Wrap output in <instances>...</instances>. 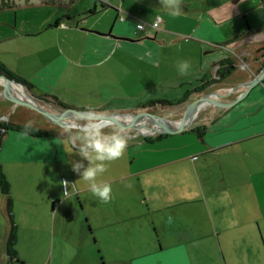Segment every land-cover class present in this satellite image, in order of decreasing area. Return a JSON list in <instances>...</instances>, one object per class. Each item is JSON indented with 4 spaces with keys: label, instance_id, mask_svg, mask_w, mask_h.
<instances>
[{
    "label": "crops",
    "instance_id": "1",
    "mask_svg": "<svg viewBox=\"0 0 264 264\" xmlns=\"http://www.w3.org/2000/svg\"><path fill=\"white\" fill-rule=\"evenodd\" d=\"M143 1L94 0V6L73 15L65 14L64 2L28 1L25 7L54 9H45L49 14L41 24L31 25L32 29L25 24L19 26L17 20L13 24L1 23L10 33L0 42H44L28 56L38 61L29 65L26 74L17 69L15 72L1 56L0 62L32 86L30 94L45 108L61 111L62 104L114 114L134 113L154 101L177 104L186 100L179 106L183 109L185 103L215 92L222 95L223 102H232L245 89L235 95L228 92L260 74L264 63L262 21L254 28L247 22L246 30L228 29L226 22L231 19L220 21L214 14L194 19L184 15L178 23L186 31L170 30L168 18L165 20L158 9L140 4ZM101 3L109 7L100 11ZM18 8L6 10L16 13ZM91 10L108 15L107 27L102 20L99 27L80 24L95 16L85 15ZM158 18L161 23L152 37L148 36L149 29H137L141 19L152 24ZM226 59L236 66L233 74L224 81L209 83L218 79L220 62ZM238 60L247 69L243 70ZM184 61L189 63L187 73L178 68ZM202 86L207 88L196 92ZM30 94L27 93L29 97ZM25 108L29 110L20 114L38 113ZM0 117H8L13 123L7 113ZM196 120L189 130L176 135L148 140L129 137L124 155L106 162V174L97 177L99 183L118 184L117 197L112 191L107 202L86 196L85 203L82 194L92 191L79 173L68 181L67 191L70 185L71 193L87 208L88 232L92 233V227L103 229L114 224L128 228V238L133 240L130 243L138 248L129 260L131 264H204L211 257L216 262L220 254L224 264H264V83L231 108L204 107ZM51 126L50 131L38 128L45 131L42 136L14 130L4 136L0 162L11 189L13 174L23 184L28 175L26 167H49L59 172L62 164L72 165L75 161L73 155H68L64 129ZM50 188L43 190V210L34 204L23 213L16 212L13 205L10 213L7 198L0 192V212L6 218L4 245L13 225L17 242L25 231L34 238L37 222L45 225L43 235L50 238L52 212L46 207L59 201L52 210L56 211V222L60 198L65 196ZM111 201L118 206L117 214L110 210ZM119 243L129 244L125 236H119Z\"/></svg>",
    "mask_w": 264,
    "mask_h": 264
},
{
    "label": "rangeland",
    "instance_id": "2",
    "mask_svg": "<svg viewBox=\"0 0 264 264\" xmlns=\"http://www.w3.org/2000/svg\"><path fill=\"white\" fill-rule=\"evenodd\" d=\"M9 1L13 2L15 5H19L20 7L16 10V13L15 10H6L0 12V24H13L15 23V20H17L19 26H24L25 24L26 28L32 29L31 25L41 24L43 19L47 17V14H49L48 12H46L48 10L45 9H54L52 7L28 8L24 6L28 3V1L26 0ZM29 1L36 3L37 1L41 0ZM155 1L156 0H144L143 2H140V4L152 10L158 9L159 12H161V15H163V18L165 20L168 18V20L170 21L167 27L170 30L181 29L186 31V27L184 25L182 27L178 23V21L182 22L184 15L191 19H194L202 15L206 17L208 16V14H214L220 21L231 19L230 21L226 22L227 24L225 27H227L228 29L244 28L246 30L248 29L247 22L249 23L251 28H254L255 25H259L260 21H262L264 25V0H238L237 2H234L236 0H175L180 9V11L175 14L167 7V0H157L160 1L159 3H155ZM65 3H67V6L65 8L67 11L65 12V14L72 15L77 11L85 10V8H88L89 6H94V0H75L73 3H70L69 1ZM138 6L142 8L141 5L138 4ZM219 11H221V13ZM225 11H227V13H225ZM107 17L108 15L102 16V13L97 14L93 18L81 21L80 24L89 27H99L100 25L98 23L100 20H102L101 24L107 27ZM141 21L144 23H148L145 19H141ZM162 26L164 27L165 25ZM9 33L10 30L8 28L0 26V38H4V36H7ZM144 33L145 32H143V34ZM43 45L44 42L41 41L28 42L22 41L21 39L16 41L0 42L1 60L15 72L17 69L26 74L29 70V65L38 61V59H34L28 56L32 55L30 53H32L36 49H39ZM33 55L36 56V54ZM238 63L241 64L243 70L247 69L244 62L238 60ZM241 71L242 70H240V72ZM3 84L4 83H0V109L2 110V112H0V115L7 113L8 116L11 117L13 123L18 122L26 125L30 122V127L42 128L44 130L47 129L49 131L52 129L51 127L53 126L51 125L53 123L47 121L41 114L31 112L30 114H20L21 112L29 109L21 105L13 104L12 102L6 100L1 95L4 89ZM25 92L26 94H30L27 89H25ZM221 94H224V92ZM232 94L235 95V93ZM195 100L197 99H194L193 101ZM9 105L13 106L10 108ZM180 109L179 106H174L172 108H163V106H150L142 107L134 113L122 114H126L128 116L129 114L150 112L159 116L166 117L169 120L179 121L182 119L184 108ZM3 118H0V122L10 121L8 117L7 120ZM120 120L123 121L124 124L132 122V119L127 118ZM196 121L194 123H196ZM62 129H64V127H62ZM105 131H121V129H119L115 124H111V126L109 128H106ZM123 134L128 139L129 137L133 136L152 138L158 135L152 133L142 135L139 134V131L136 129L123 130ZM68 147L70 148V146ZM69 148L67 150L68 155H73V160L75 161L81 160V157L72 152L73 150ZM84 163L85 165H87L88 162L84 161ZM48 168L45 167L44 170H42L41 168H36L34 170L32 167H26L28 175L24 177L22 185L16 181L18 179L17 174H13L11 178V173H8L9 178H11V180L13 181L11 197L16 212L23 213L25 209H28V206L34 207V204H36L39 208L41 207L40 209L43 210V208L45 207L43 206V204L46 199L45 191H49V188L53 187L54 189H56V191H58L57 194L62 196V194L67 191L68 181L70 179L72 180L74 175H78V172L73 170V167L71 164H69V162L62 164L61 171L59 172L51 171ZM82 171L83 169H81V172ZM104 174H106L105 171L103 175ZM46 175H49V178L46 177ZM62 176H64L65 179H62ZM45 182L46 184H44L45 187L43 188V190L45 191H39V187L42 188L43 183ZM20 186H23V189H21ZM110 186L111 190L117 197L118 184H111ZM64 188L66 189L64 190ZM70 190L71 188L69 185V191ZM26 192L29 193L28 195L24 196ZM71 192L72 190L67 195H63V197L60 198V202L62 203L60 211L56 218V222V211H52L55 210L54 203H48L46 207L50 212H52L49 229L50 238L48 237L47 239L43 235V229H45V225L43 226V223L41 222H37L39 224V229H36L34 238L30 237V233L28 231H25L23 233L25 236L22 237V240L17 242L16 245L20 261L14 260L10 263V260L7 256L6 245L3 244L2 240L4 236V229L6 227V218L0 212V264H131L129 260L136 254V250L138 248H134L131 245V238H128V236H130V232L126 230L128 228H125L126 226H119L118 224H114L109 228L103 229H95L94 227H92V233L88 232L87 208H85V205L83 207L79 198H77V196ZM86 196L95 197L96 195H94L92 192L82 194V200L84 202ZM65 197L69 198L65 200ZM28 202H33V204L29 205L27 204ZM110 210L114 214H117L118 206L116 202L111 201ZM129 224L131 225L132 223L129 222ZM133 232L134 231L132 230L131 234ZM119 236H125L129 244L127 246H121L119 243ZM132 241L133 240H131V242ZM209 260L210 262H205L204 264H224V260L221 254L220 256H218V258H216V262L212 259V257L209 258Z\"/></svg>",
    "mask_w": 264,
    "mask_h": 264
},
{
    "label": "clouds",
    "instance_id": "3",
    "mask_svg": "<svg viewBox=\"0 0 264 264\" xmlns=\"http://www.w3.org/2000/svg\"><path fill=\"white\" fill-rule=\"evenodd\" d=\"M167 7L174 14L180 11L175 0H167ZM178 68L181 73H187L189 63L184 61ZM74 117V121L65 126L63 134L65 144L81 157V160L72 162L73 170L89 182L94 195L107 202L111 198V186L99 183L97 177L106 170V162L117 160L124 155L128 138L123 134V130L106 132L105 129L109 128L112 122L97 111H78L74 113ZM25 128H30V122ZM84 161L88 162L87 166ZM70 191H66L65 195Z\"/></svg>",
    "mask_w": 264,
    "mask_h": 264
},
{
    "label": "water",
    "instance_id": "4",
    "mask_svg": "<svg viewBox=\"0 0 264 264\" xmlns=\"http://www.w3.org/2000/svg\"><path fill=\"white\" fill-rule=\"evenodd\" d=\"M0 80L4 81L3 84V91L1 95L7 99L8 101L12 102L13 104L21 105L24 107L31 108L38 113H40L44 118L56 125H59L61 127H64L68 124H71L75 117L74 113L78 111H84V110H77L73 108H62L61 111H53L49 110L48 108H45L42 106L35 97L30 95V97L33 99L32 102L24 101L19 98H17L14 95L10 94V84L14 83L17 85H20L25 88V85L5 76L0 75ZM264 81V69L262 72L254 77L251 81L245 82L233 89H231L228 92V95H231L232 93H238L241 89H245L244 92L240 93L239 96L235 101L232 102H223L222 95H220L218 92L212 93V94H206L201 97H199L197 100L191 102L185 103V107L183 109V116L182 119L178 122L179 125H172V122H177L173 120H169L166 117L159 116L150 112H141L138 114H129L128 116H132V122L124 124L121 120L118 119V117H125L126 114H114V113H101L103 116L108 118L112 123L115 124L119 129L121 130H128V129H136L139 131V134L146 135L147 133H143L141 131V128H139L136 123L143 120L144 118H147L148 121V128L154 129L155 132L152 134H162V135H176L179 133H182L184 131H187L195 122V120L198 118V115L200 111L208 106V105H214L220 108H231L235 105H237L239 102H241L244 98H246L251 90L255 87H257L260 84H263ZM3 118V117H0ZM152 125V126H151Z\"/></svg>",
    "mask_w": 264,
    "mask_h": 264
},
{
    "label": "trees",
    "instance_id": "5",
    "mask_svg": "<svg viewBox=\"0 0 264 264\" xmlns=\"http://www.w3.org/2000/svg\"><path fill=\"white\" fill-rule=\"evenodd\" d=\"M26 1H29V0H26ZM43 1L46 4H55V2H58V1L64 2V3L69 1L70 3H73L75 0H67V1H65V0H43ZM65 4H67V3H65ZM16 7H20V6L15 5L13 2H10L9 0H0V11L6 10V9H11V8H16ZM108 7H109V5H107L105 3H101L100 4V11L107 9ZM96 14H97V12L95 10H91V11H88L87 13H85V15H87V16H94ZM235 69H236V66L229 59L221 61L220 62V68L217 72L218 79H214V80L210 81L209 83L221 82V81L226 80L227 78H229L233 74ZM0 75H5V76L23 84V85H25V88L29 92H31L32 86L27 81L13 75L9 71V69L1 62H0ZM263 83H264V81H263ZM206 88H207V86H202V87L196 89V92H202ZM185 101H182V102L177 103V104L169 103L167 101H154V102L150 103V106H155L156 104H163V105L166 104L168 106H182ZM61 106L63 108H68L66 106H63L62 104H61ZM9 130L18 131L21 133L29 134L31 136H42V135L46 134L45 131H43L42 129L30 127L26 130L25 126L16 125V124L11 123L10 121L8 123L7 122H0V149H1L3 138ZM161 136H163V135L159 134V135H157V138H159ZM148 139H152V138L151 137L146 138V140H148ZM0 192L4 196H6V198H7V206H8V210L10 212V210L12 209V205H13V201H12V197H11V184H10L6 174L3 171V167H2L1 162H0ZM57 203H58V201L54 202V207L56 206ZM16 245H17V232H16V226L13 225L12 229L10 231V234L7 238V241H6V252H7V256L10 260V263L13 262L14 260L20 261V259L18 257V251L16 249Z\"/></svg>",
    "mask_w": 264,
    "mask_h": 264
},
{
    "label": "bare ground",
    "instance_id": "6",
    "mask_svg": "<svg viewBox=\"0 0 264 264\" xmlns=\"http://www.w3.org/2000/svg\"><path fill=\"white\" fill-rule=\"evenodd\" d=\"M2 83H4V81L0 80ZM10 94L11 95H14L16 96L17 98L21 99V100H24V101H28V102H32L33 103V99L31 97H29L26 92H25V88L20 86V85H17V84H14V83H11L10 84ZM129 119V118H132V116H125V117H118V119ZM146 121L144 120H141L139 122L136 123V125L141 128V131L143 133H154L155 130L154 129H146L145 128V125H146ZM180 123L177 121V122H172V125H179Z\"/></svg>",
    "mask_w": 264,
    "mask_h": 264
},
{
    "label": "built area",
    "instance_id": "7",
    "mask_svg": "<svg viewBox=\"0 0 264 264\" xmlns=\"http://www.w3.org/2000/svg\"><path fill=\"white\" fill-rule=\"evenodd\" d=\"M160 23H161V18H158L157 21H155L152 24L140 22L137 25V29L141 30V31H145V30L149 29L150 32L148 33V36L152 37L154 35V32H156L159 29ZM3 119L7 120V117H4Z\"/></svg>",
    "mask_w": 264,
    "mask_h": 264
},
{
    "label": "flooded vegetation",
    "instance_id": "8",
    "mask_svg": "<svg viewBox=\"0 0 264 264\" xmlns=\"http://www.w3.org/2000/svg\"><path fill=\"white\" fill-rule=\"evenodd\" d=\"M263 51H264V50H263ZM263 69H264V63H263V68L260 69V73L262 72ZM48 109L54 111V109H51V108H48ZM57 112H59V111H57ZM129 119H132V118H129ZM119 120H120V119H119ZM122 122H123V121H122ZM145 128H146V129H149V128H148V123L145 125ZM158 135H159V134H158ZM144 138L146 139V137H144Z\"/></svg>",
    "mask_w": 264,
    "mask_h": 264
}]
</instances>
